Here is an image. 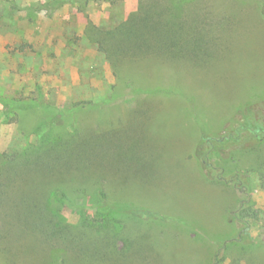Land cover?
Wrapping results in <instances>:
<instances>
[{
	"label": "rangeland",
	"instance_id": "rangeland-1",
	"mask_svg": "<svg viewBox=\"0 0 264 264\" xmlns=\"http://www.w3.org/2000/svg\"><path fill=\"white\" fill-rule=\"evenodd\" d=\"M59 1L0 0V153L25 151L50 130H73L63 110L86 105L74 114L77 127L109 119L114 139L126 142L128 169L110 162L106 175L113 198L146 223L131 227L129 260L109 253L105 261V244L89 238L70 249L56 243L59 258L52 260L46 240L19 230L10 203L2 202L0 264H213L216 256L234 264L251 244L258 248L251 245L249 255L264 263V136L199 147L244 118L264 125V0H186L176 55L152 52L120 63L99 49L89 23L113 29L144 0ZM23 98L53 110L8 117L5 105ZM79 196L60 201V214L83 226L82 238H95L104 220L94 203L100 198Z\"/></svg>",
	"mask_w": 264,
	"mask_h": 264
},
{
	"label": "trees",
	"instance_id": "trees-1",
	"mask_svg": "<svg viewBox=\"0 0 264 264\" xmlns=\"http://www.w3.org/2000/svg\"><path fill=\"white\" fill-rule=\"evenodd\" d=\"M82 1L84 0H60L58 5ZM108 1H114L116 4L120 0ZM184 1L186 0H144L138 13L115 25L113 29L103 30L89 23V35L108 59H117L119 63L126 59L138 62L141 55L152 52L176 55L177 47L183 43L184 27L179 24V9ZM260 2L262 3L261 0ZM40 108L53 110L50 104L38 98H23L18 100L15 107L5 105L8 117L13 114L19 118L22 115L28 117ZM86 108V105H78L63 110V114L71 115L73 130L59 132L57 135L50 130L43 134L39 143L31 145L25 151L14 154L0 153V206L2 202L10 203L9 208L15 213L20 227L18 229H22L26 234L37 233L43 242L46 240V244L51 246V257H54L52 260L59 258L57 255L60 246L56 243L62 242L63 248L64 244H67L66 248L70 249L69 245L73 248L85 238H89L91 243L96 245L101 242L105 244L103 246L107 252L100 256L105 261L109 253L119 259H124L119 256L125 255L129 260L133 249L131 242L135 240L130 234L131 227L136 223H146L145 215L137 213L139 221H134L138 217H135L136 213H132L133 209L129 204L125 203V200L118 203L113 198V182L109 175H106L110 162H118L122 168L128 169L130 164L126 142L120 138L114 139L115 131L110 126L112 121L110 123L109 119H98L97 126L90 129L82 130L77 127L74 114H80ZM248 119L239 121L229 135L219 140L205 138L199 147L214 149L220 143L227 145L244 142L250 136L263 137V123H252ZM261 178L264 180V174H261ZM106 189L109 191L106 192ZM75 194L89 195L90 201L100 198L94 203H97V213L104 217V220L98 222V235L95 238L87 234L82 238L83 226L68 224L60 214V201H65ZM241 214L244 218L249 215L244 210H241ZM10 217L13 220L14 217ZM82 221L87 225H94L87 218ZM92 226L89 227L90 230ZM119 243H122V249ZM251 245L246 251L240 248L239 258L234 264H240L243 258H246L248 264H264L257 256L249 255ZM254 246L255 249L258 248L257 245ZM214 258L213 264L221 262L217 256Z\"/></svg>",
	"mask_w": 264,
	"mask_h": 264
}]
</instances>
